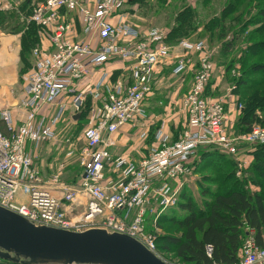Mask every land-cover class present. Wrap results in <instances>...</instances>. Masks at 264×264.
Here are the masks:
<instances>
[{
	"label": "built area",
	"instance_id": "2783aa9c",
	"mask_svg": "<svg viewBox=\"0 0 264 264\" xmlns=\"http://www.w3.org/2000/svg\"><path fill=\"white\" fill-rule=\"evenodd\" d=\"M126 1H33L28 21L43 29L50 48H34L35 64L26 75L21 100L15 106L0 105V121L6 128L0 125V206L35 224L125 233L162 258L156 243L157 220L178 203L181 181L193 174L198 148L216 146L245 166L244 145L264 143V125L235 134L230 109L237 108L236 82L228 81L218 97L206 94L215 76L216 50L204 40L167 43L164 31L136 26L121 12ZM22 2L0 0V23L4 13L20 10ZM7 33L0 24V36ZM112 66L122 70L114 81ZM165 66L182 80L194 73L189 90L173 101L185 116V129L174 140L167 119L157 120L160 124L147 155L140 159L115 155L118 132L126 127L137 130L136 139L143 145L149 127L157 122L148 103L158 85L157 73ZM93 70L99 75L88 85ZM240 74L237 68L230 71L232 78ZM88 96L93 106L78 138L84 143L81 180L78 184L64 180L74 150L68 151L51 177H45L35 160L39 149L58 140L66 117L77 122ZM152 213L155 231L148 229ZM239 264H264V246L248 238Z\"/></svg>",
	"mask_w": 264,
	"mask_h": 264
},
{
	"label": "trees",
	"instance_id": "16d2710c",
	"mask_svg": "<svg viewBox=\"0 0 264 264\" xmlns=\"http://www.w3.org/2000/svg\"><path fill=\"white\" fill-rule=\"evenodd\" d=\"M33 1L23 0L20 10L4 13L0 23L7 32L21 33L20 61L25 76L34 67L33 50L40 44L43 32L40 26L28 21ZM137 1L140 0H127L123 5ZM210 2L204 0L206 4ZM198 17L197 10L192 7L181 14L178 19L180 24L166 35V42L176 44L190 38L202 28ZM203 26L205 31L194 41L208 42L216 38L218 42H223L218 51L220 55L230 57L235 50L237 54L240 53L225 61L226 67L221 68L222 76L209 83L206 94L216 97L221 95L222 90L218 92L224 81L221 78L227 82L235 81L238 86L235 90L237 108L232 131L235 134L247 133L257 124L264 125V0H228L221 13ZM207 37L209 40L205 39ZM233 68L241 73L237 78L230 75ZM119 73V69L112 71L113 81ZM184 77L185 81L189 78L192 82L194 73L189 72ZM179 79L182 80V77ZM189 88L188 84L184 92ZM165 99L167 94L154 90L149 99L153 106L149 109L166 115L168 105H160V100ZM240 104L242 107L239 109ZM92 106L93 98L88 96L82 111L76 116V120L82 124L81 129L87 125ZM157 122L145 140V148L154 142L160 124ZM0 125L6 130L2 121ZM180 126L182 133L185 126L182 123ZM174 127V123L170 124L173 139L176 140L181 133ZM244 149H248L249 161L247 165L241 166L236 157L216 146L201 145L198 148L191 164L192 175H199L198 181H195L198 193L185 187L178 203L158 218L156 243L159 250L173 254L184 264H239L248 238L253 237L258 245L264 246V143L246 144ZM208 169L214 170L216 174L206 173ZM82 172L78 165L64 180L69 184H78ZM151 224L148 229L155 231L156 227H151ZM172 227L173 231H169ZM0 264L20 263L0 259Z\"/></svg>",
	"mask_w": 264,
	"mask_h": 264
},
{
	"label": "water",
	"instance_id": "95a60500",
	"mask_svg": "<svg viewBox=\"0 0 264 264\" xmlns=\"http://www.w3.org/2000/svg\"><path fill=\"white\" fill-rule=\"evenodd\" d=\"M0 259L20 264H172L128 234L35 224L2 206Z\"/></svg>",
	"mask_w": 264,
	"mask_h": 264
},
{
	"label": "rangeland",
	"instance_id": "374dc122",
	"mask_svg": "<svg viewBox=\"0 0 264 264\" xmlns=\"http://www.w3.org/2000/svg\"><path fill=\"white\" fill-rule=\"evenodd\" d=\"M227 1L228 0H211L209 4H206L204 3V0H140L135 3L130 2V4H126L125 6L123 5L121 7V10L122 11L131 10V12L129 11L130 15L128 16V18L136 26H139V27L154 26V27L161 29L162 31L166 33V35H168L174 28H176L180 24L178 19L180 18L181 14L185 13L190 7L197 10L198 16H199L198 20L200 21L201 27L203 28L204 27L203 25L206 22H208L211 18L221 13L222 8L226 5ZM202 28H199L198 31L193 33L190 39H193V40L198 39V36H200V34L203 31H205V29H202ZM245 35H247V32L245 33ZM205 39L209 40L208 37ZM218 41L219 40H217L216 38H214L212 41L210 40L208 42L205 41L208 44L210 49L216 50L214 54V59H213L214 65L216 67V71H215V76L212 79L215 81L217 79H220L219 75L222 76L223 71L221 68L226 67L225 61L233 57L235 58L240 54V53L237 54L238 51L235 50L232 54H230V57L220 55L218 51L221 49V44L223 42H218ZM194 58H195V63H197V55L194 56ZM236 66H238V62L236 63ZM221 79H223L224 81L221 82L220 89L218 90V92H220L223 89V87L225 86L227 82L225 81L224 78H221ZM167 80L168 82L176 81V79H170V78H168ZM190 82L191 80L189 78L187 79V81L185 80L179 81V84L183 85L182 88L180 87V89H182V91L184 92V88L186 90V86L188 84L189 86H191ZM182 97L183 96L181 95L180 98ZM161 111L163 112L164 109H162ZM160 114L161 112H158L157 115H160ZM168 116L169 115L167 113L166 115L162 116L159 119L167 118ZM182 116L184 117V122L182 123V125H184L185 116L184 114H182ZM168 119L170 120V124H171L176 119V116L173 115V117H170ZM234 119L235 117L232 116L231 121L233 122ZM157 123L158 122L154 123L153 125H151V127H149L148 129L149 132L153 126L157 125ZM80 127H82L81 122L79 124V121L75 122L71 119H67L66 117V119L63 120V122L61 123L59 127L58 140L51 142L44 147L42 146L43 147L42 153L40 152V150L38 151V154L36 155L35 160L37 164L39 165V167H41L42 165V160H44V164L45 162L47 163L45 167L47 171V175H46L47 178L51 177L52 172L54 173L58 163H61L62 161H65L67 159V153L70 150L75 151L74 153L75 156H73L71 160L68 162V166L66 170L67 174L65 176H69L70 174H72L73 171H75L76 166L78 165L82 168V171H83L80 152H81L82 147L84 146V143L82 140H81L82 142L81 143L80 140L78 139L79 137L82 136V133H83V129H81ZM174 128L175 130L181 133L182 129H180L181 128L180 124L179 126L177 124V127H174ZM128 134L129 135H127V139L125 141L126 149L121 150L123 144H120L118 147H116L117 149L115 150V155L117 153L122 154L124 152L130 155L133 153L134 154L139 153L138 155H142L145 153L147 155L148 151H144V150L145 149L149 150L150 147L145 148L147 147V143L141 145L139 141L137 142L138 140L136 139L137 130L136 131L132 130ZM67 139H70V142H67L66 141ZM80 145L82 147H80ZM140 149H142L144 152L141 153ZM71 166L73 170L70 168ZM206 173L216 174V172H214V170L212 169L206 170ZM198 179H199V175H192L190 177H186L185 179L181 181L182 183L180 186V191L178 193V200L180 199L181 192L183 191L185 187H187L189 190H194L196 191V193H198L199 188L197 186V182H195V181H198ZM171 184H173V182H171ZM178 186L179 184L176 187ZM150 217L152 218L151 221H150ZM148 219H149L150 224L155 223V216L153 215V213L152 215L148 217ZM152 224H151V227H153ZM173 228L174 227H172L169 231H173ZM149 230L152 231L150 228ZM160 253L162 255V258L167 262H170L172 264H184L180 260H178L176 257H174L173 254H167L166 252L162 250H160Z\"/></svg>",
	"mask_w": 264,
	"mask_h": 264
},
{
	"label": "crops",
	"instance_id": "0c3cea01",
	"mask_svg": "<svg viewBox=\"0 0 264 264\" xmlns=\"http://www.w3.org/2000/svg\"><path fill=\"white\" fill-rule=\"evenodd\" d=\"M123 12L130 15V12H126V11H123ZM75 25L79 32L81 30V24L77 16L75 19ZM39 45H41L42 47L46 49L48 47L50 48V41L47 35H44V34L41 35V41ZM20 47H21V34L9 32L7 34L0 36V105L15 106L24 96V86L26 82V76L22 74V64L20 61ZM176 51L180 52L181 50L177 49ZM116 65H119V64H116ZM115 70H117L115 69V66H112L111 73L112 71H115ZM119 70H120V73H119V76H120L122 70L121 68ZM98 75H99V71L93 70L92 74L87 80V84L88 85L92 84L97 79ZM157 76H158V85L155 87V90H158L159 92L164 93V94H168L167 99L163 101L160 100V105H165V106L168 105L167 109H168L169 116L165 119H167L168 121V129L170 130V120L168 118L173 117V115L176 116V119L174 120V122H172L175 124V127H177V124L184 122V117L182 116V114L177 112V108L175 107L174 102L176 99L180 98V96L184 94L182 89H180V87L182 88L183 85H180L179 81H184L185 78L183 80H180L178 76H173L172 69L169 66L160 68L157 73ZM168 78L176 79V81L168 82L167 80ZM190 85H191V82H190ZM184 91H185V88H184ZM148 106L149 107L153 106L150 100H149ZM149 111L152 115V118L156 117V121L161 120L159 118L164 116L162 114L157 115L158 112L154 113L150 109ZM234 111L235 110H233V108L230 109L231 117L232 116L235 117ZM130 128L131 127H126L125 129L117 133L118 146L120 144H123L121 150L126 149L125 141L127 139V135H129L128 133L132 131V129ZM46 145L48 144H44L43 147ZM43 147L39 149L41 153L43 151ZM29 148L31 151L33 150L31 145H29ZM116 149L117 148L113 150L114 154H115ZM140 150H141V153L144 152L142 149ZM138 154L133 153L130 155L124 152L122 154L117 153L116 155H125V156L131 157L132 159H140L143 155H145V153L142 155H138ZM243 159L246 160L248 164L249 157L247 156V151L243 155ZM46 164L47 163L45 162L44 164V160H42V165L40 167L45 177L47 175V171L45 168ZM67 177L68 176H66L65 178Z\"/></svg>",
	"mask_w": 264,
	"mask_h": 264
}]
</instances>
